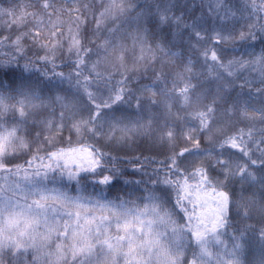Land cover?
I'll return each mask as SVG.
<instances>
[{
    "label": "trees",
    "instance_id": "16d2710c",
    "mask_svg": "<svg viewBox=\"0 0 264 264\" xmlns=\"http://www.w3.org/2000/svg\"><path fill=\"white\" fill-rule=\"evenodd\" d=\"M263 46L264 0H0V264H264ZM120 199L158 215L92 210Z\"/></svg>",
    "mask_w": 264,
    "mask_h": 264
},
{
    "label": "snow or ice",
    "instance_id": "6c2138e0",
    "mask_svg": "<svg viewBox=\"0 0 264 264\" xmlns=\"http://www.w3.org/2000/svg\"><path fill=\"white\" fill-rule=\"evenodd\" d=\"M10 72L13 75H15V72L12 69H8L7 71H5L4 69H0V74H2L4 76H9ZM17 78L18 79H22L23 78L22 74H21L20 77H17ZM13 82H14L13 80H10L9 86H11V83H13ZM2 86H3V81L0 80V87H2ZM3 99L4 98L2 96H0V101H2ZM117 99H119V96H117ZM50 155H52L53 157L57 156L56 153H52ZM61 158H63V157H61ZM72 162L73 161H71L70 159H65V170L67 172V175H68L69 179L72 180V181H75L77 184H79V181H80V178H81L82 174H86L88 176H91V177L95 178V177H97L99 171L102 170V169L97 168V169L91 170V171H89L87 173L73 172L68 167V165L70 163H72ZM110 171H111V175L110 176H99V179H93L90 182L99 183V184H101L103 186H107V187L110 188L112 186V184L114 182H116L115 178H116V175H117L116 170H110ZM125 183H129V181H125ZM136 183H139V182H136ZM157 190H159V191H167V189H157ZM2 191L3 190L0 189V192H2ZM37 191H43V190H37ZM51 191L56 194L55 195V199L63 200L69 206L82 207L80 202L85 199V197H83L81 195L72 196V195H68L66 192H60L57 189H52ZM45 198H47V197H45ZM145 198L148 199V200H155L156 199V197L153 194H149ZM88 199H91V198H88ZM36 203H39V202L37 201ZM131 203H132L131 201H125L123 199H120L118 201H114V200H105V201L93 200L92 201V205L94 207H93L92 210L94 211L95 208L98 206L100 211H101V213L107 211L109 213V217L112 220L116 221L118 228L121 226L120 225V221L124 220L125 224L123 225V227L125 229L128 228L127 220H128L129 216H132V217L138 219L140 216H146L149 213H151L153 215H158L155 206H153L151 209H149L146 206L143 211H140L137 208H134V207L130 208V207L127 206L128 204H131ZM7 206H8L7 201L5 200L3 195H0V210H2L4 207H7ZM42 207H44V206H42ZM109 217H105L104 215H101V217H100L101 223L97 225L98 235H104V231L105 230L103 228V221H105ZM95 219H96L95 217H92V221H95ZM92 221H89V222L91 223ZM126 238L129 240L130 244L133 242V238L131 236H128ZM121 239H124V238H121ZM105 246L107 247L108 253L110 254L112 252V250H113V245L109 244L108 241L105 240V241H103L101 243V250L102 251H103ZM117 246H120V241L119 240L117 241ZM87 251L90 254L92 252V248L89 247L87 249Z\"/></svg>",
    "mask_w": 264,
    "mask_h": 264
},
{
    "label": "rangeland",
    "instance_id": "374dc122",
    "mask_svg": "<svg viewBox=\"0 0 264 264\" xmlns=\"http://www.w3.org/2000/svg\"><path fill=\"white\" fill-rule=\"evenodd\" d=\"M264 47V46H263ZM257 95H245L243 96L242 92L239 90H236V92L232 95V100L235 105L234 110L237 107H254L255 103H257ZM239 101V102H238ZM246 107V108H247ZM238 111V110H237ZM233 111L231 110V113ZM130 113L127 110H123L121 112V120L118 121V125L116 126L119 131L115 132L117 134V140L120 141L122 145H132V143L142 140V141H148V137L142 138L143 131L145 130L142 127V124L138 123L135 124L130 118ZM134 131V132H133ZM147 131V130H146ZM142 138V139H141ZM81 159L84 160L85 162H88L89 156L87 154L82 155ZM16 222V221H15ZM208 228L210 226H207ZM19 230L18 232H20ZM17 232V233H18ZM17 235V234H16ZM145 235H148V232H145ZM146 245L148 246V239H146ZM250 264H261L260 261L257 258L248 260Z\"/></svg>",
    "mask_w": 264,
    "mask_h": 264
},
{
    "label": "clouds",
    "instance_id": "9594fccd",
    "mask_svg": "<svg viewBox=\"0 0 264 264\" xmlns=\"http://www.w3.org/2000/svg\"><path fill=\"white\" fill-rule=\"evenodd\" d=\"M11 132H12V126L0 125V135L7 137L8 135H11ZM120 195H123V193H120Z\"/></svg>",
    "mask_w": 264,
    "mask_h": 264
}]
</instances>
